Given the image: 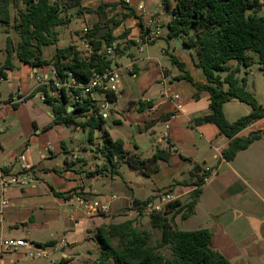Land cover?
Returning <instances> with one entry per match:
<instances>
[{
	"label": "crops",
	"instance_id": "0c3cea01",
	"mask_svg": "<svg viewBox=\"0 0 264 264\" xmlns=\"http://www.w3.org/2000/svg\"><path fill=\"white\" fill-rule=\"evenodd\" d=\"M100 1L82 0V4L97 9ZM140 1L130 0L127 4L124 0L126 9L123 7L122 12L130 9L134 16L124 24L131 30L129 38L121 41L130 40L134 44L127 43L111 59L112 67H117L121 76L120 93L96 95L97 103L111 96L110 116L103 119V128L97 130L98 141L94 136L92 140L88 138L87 144L85 136L77 137L83 129L55 124L53 107L42 99L44 92H39L40 84L43 86L44 80L50 79L52 66L33 68L15 60V68L5 70L7 78H0V178L18 175L24 166L32 167L28 185L5 193L9 205L0 219V262L27 263L23 250L1 254L3 240L25 239L37 246L54 242L46 249L61 254L52 264H103L97 229L129 220L138 228L135 218L140 216L144 217L143 225L150 226L147 230L154 236L155 232L161 235L152 228L150 217L139 214L133 202L158 201L161 193L170 192L180 203L170 215L178 229L209 230L211 248L232 264H264V137L240 151L233 160L223 158L230 139L221 135L213 124L195 123L212 114L210 94L202 91L195 97L194 84L176 80L183 72L173 63L172 56L185 65L195 83L209 84L195 63L194 51H183L175 45V39L167 38L172 16L165 11L163 0L145 1L147 19L152 20L151 29L160 28L161 37L146 46L138 44L136 39L142 32L143 20L137 14ZM88 15L83 14L79 19L84 20ZM11 25H0V66L7 57L8 38L13 49L20 41ZM57 44L44 48L46 60H52L57 49H62ZM228 65L240 67L237 77L246 79L247 89L264 106V91L255 83L258 80L255 70L260 71V66L252 63L246 67L236 60ZM46 90L49 92L50 87ZM251 111L238 100L224 105L229 122ZM92 115L91 110L79 121H86ZM111 119L113 125L108 124ZM256 131L264 132V118L239 135L246 137ZM105 132L113 140L123 141L126 153L147 159L157 151H165L168 160H161L159 170L151 177L139 174L125 163L120 164L121 175H117L107 168L110 162L100 150ZM198 165L209 173L194 213L182 218V213H175L191 202V194L196 189V185L183 182L196 180L191 171ZM1 192L0 187V197ZM96 201L108 205L109 210L90 213L88 206ZM42 235L48 236L40 238ZM92 246L98 250L93 259Z\"/></svg>",
	"mask_w": 264,
	"mask_h": 264
},
{
	"label": "trees",
	"instance_id": "16d2710c",
	"mask_svg": "<svg viewBox=\"0 0 264 264\" xmlns=\"http://www.w3.org/2000/svg\"><path fill=\"white\" fill-rule=\"evenodd\" d=\"M121 6L126 9L124 0L102 3L97 9L83 7L82 0H0V25L13 24L20 38L16 49H13L12 40L8 38L7 57L5 63L0 66V78H7L5 70L14 69V62L17 60L33 68L52 66L61 82L66 81V73L71 72L79 85L88 84L94 72H102L112 66V60L98 52L105 46L116 43L115 31L124 21L134 16V11L127 9L128 12L122 19L112 18L103 22L110 9ZM163 6L172 16L168 24L167 38L173 40L178 36L186 47L193 48L195 63L207 76L209 84L203 86L195 83L185 65L172 56L173 63L183 72L176 80L194 84L197 88L195 97L202 91L210 94L212 114L197 119L195 123L213 124L221 135L230 139V144L222 156L231 161L240 151L246 150L264 137L263 131L251 132L246 137L239 135L254 122L264 118V106L259 104L255 95L247 89L246 79L240 80L237 77L240 67L231 68L228 65L232 60L246 67L256 63L264 75V0H163ZM12 8L16 10L15 17L12 15ZM71 9H76L78 15L98 16V22L86 35L94 46L95 53L85 58L78 46L71 44L66 48L57 49L52 60H46L43 56L44 48L59 42L57 28L70 25L72 15L67 12ZM104 28L107 31H104ZM130 43L134 44V41ZM116 51L120 53L119 45ZM223 73L226 75L223 76ZM39 92H44L45 102L52 105L55 124L89 129L90 140L95 130L103 128V119L98 116V109L89 98L84 99L82 104L77 103L75 109L69 111L72 106L71 97L64 89L61 91V100L51 99L46 86H41ZM231 100H238L249 106L251 113L235 122H229L224 113V105ZM91 110L92 116L86 121H79ZM103 138L104 144L100 150L110 162L107 168L117 175H121L120 164L125 163L139 174L151 177L159 170V162L168 160L165 151H157L153 157L142 159L136 154L126 153L123 141L113 140L107 132ZM191 173L196 176V180L183 184L196 185V189L191 194V202L175 213H182V218H188L194 213L209 172L198 165ZM149 202L152 201L135 200L133 207L142 214L144 206ZM179 206L180 203L174 201L168 204L162 213L150 216L152 228L161 233L158 239H154L152 231L136 228L133 220L99 227L96 239L101 249V262L232 264L224 255L211 248L212 233L209 230L183 231L174 225V217L170 215ZM54 244L50 242L38 247L46 249Z\"/></svg>",
	"mask_w": 264,
	"mask_h": 264
},
{
	"label": "built area",
	"instance_id": "2783aa9c",
	"mask_svg": "<svg viewBox=\"0 0 264 264\" xmlns=\"http://www.w3.org/2000/svg\"><path fill=\"white\" fill-rule=\"evenodd\" d=\"M145 1L141 0L139 6L137 7V14L142 17V32L136 39V42L142 46H146L161 37L160 28H156L155 30L151 29L152 20L147 19L149 13L145 8ZM126 3L129 4L130 0H126ZM89 30L87 28L84 29L85 36L81 39L82 47L79 49L82 52L83 57L88 58L91 57L95 53L94 46L91 44L90 40L86 37ZM117 45L116 43L105 46L98 54L109 55L115 52ZM57 72L54 70L50 79L44 80V85L50 87V91L48 92V96L54 100H61L62 98V89H64L69 96L71 97L72 106H70L69 111L75 109V105L77 103L82 104L84 99L89 98L91 102L97 107L98 115L102 117V119L106 120L109 118L108 105L109 98L105 99L104 102L97 103L96 95L98 93H103L106 95H118L120 93L121 88V76L119 73V69L117 67L106 68L102 72H94L91 80L86 85H79L74 79L71 72L66 73L68 79L64 82H61L57 77ZM42 86V84H40ZM79 92V94H76ZM46 94L42 93V99L45 101ZM20 102L24 100L18 99ZM32 167L24 166L21 173L13 176H2L0 178V187L2 190V195L0 197V219L3 216V211L5 207L9 205V200L5 197V193L14 187L26 186L31 182ZM116 198V197H113ZM175 201V198L172 193L165 192L159 195L158 201L149 202L144 206L143 214L146 216H151L155 213H162L166 207V205ZM90 213H101L107 212L109 210L108 205H103L102 203L96 201L88 206ZM23 250L25 252V256L31 260H34L39 257L47 256V252L39 248L38 246L26 241L25 239H5L1 243V254L2 253H17ZM0 264H4L0 262Z\"/></svg>",
	"mask_w": 264,
	"mask_h": 264
},
{
	"label": "rangeland",
	"instance_id": "374dc122",
	"mask_svg": "<svg viewBox=\"0 0 264 264\" xmlns=\"http://www.w3.org/2000/svg\"><path fill=\"white\" fill-rule=\"evenodd\" d=\"M86 1H89V2L90 1H94V3H95L98 0H86ZM117 1H119V0H101L100 4L107 3V2H117ZM100 4H96V6L99 7ZM90 6L92 7L93 4H91ZM122 9H123L122 6L116 8V9H110L107 12L106 18L103 19V22L106 21V20L112 19V18L116 19V20L117 19H122L123 15L125 14L124 12H122L123 11ZM67 13L68 14L70 13L72 15V19H74V20L72 21L71 25H69L67 27H58V32L60 34V39H59V42L57 44V47L64 48V47H67V46H69L71 44H75V45L78 44L79 47L81 48L82 47L81 39L85 36L84 29L87 28L88 30H91L93 28V26L99 20L98 16L95 15V14H89L87 16V18L82 20V19H79V18H81V16L83 14L82 15H78L76 9H71ZM12 15H13V17H15V15H16V10H14L13 8H12ZM127 21H128V19L126 21H124L123 24H122L123 26L121 25L114 33V35L117 37L116 45H119L120 52L122 51L123 46L126 47L127 43L130 44L131 46L133 45L132 43H130V40L128 42H122L121 41L123 38H129V35L131 33L130 28H126V26L124 25ZM10 27L13 30L12 32L15 33L13 25H11ZM104 31H107V29L104 28ZM53 48H55V47H53ZM53 50H55V49H53ZM50 51L51 50H49V52ZM116 54H118V52L115 49V52L113 54L109 55V59L116 58V56H117ZM255 71H256V74H257V78H258V80H256L255 83L257 84V87H259L260 89H263V91H264V75H263L262 72L258 71V69H256ZM112 120L113 119H111V121L108 122V124H112L113 125ZM89 135H90V131H89V129H87L85 133H83V130L78 132L77 137L79 139H81V136H85L86 139L84 141L88 144ZM94 136H95V140L98 141L99 132L97 130H95V132L93 134V137ZM89 140H90V138H89ZM100 142L102 143L101 139H100ZM135 219H136V225L138 226V228L146 229V230L149 229L150 226L143 225L144 217L138 216ZM45 236H48V235H42V236H40V238H44ZM159 237H160V234L155 232L154 239H158ZM91 248L93 249L92 252H94L93 253L94 255L92 257V259H93V258H95L97 256L96 254H97L98 250L94 249L93 246ZM46 251L48 253L47 256L39 257V258H36L34 260L26 258L25 260L27 261V263H25V264H52V261L55 258L59 257L60 254H61L60 251H56L55 254H53V251H50L49 249L48 250L46 249ZM16 256H18V255H16ZM16 256L14 255L13 257H16ZM23 257H25V256H23ZM8 259H10V258H8ZM16 264H18V263H16Z\"/></svg>",
	"mask_w": 264,
	"mask_h": 264
},
{
	"label": "water",
	"instance_id": "95a60500",
	"mask_svg": "<svg viewBox=\"0 0 264 264\" xmlns=\"http://www.w3.org/2000/svg\"><path fill=\"white\" fill-rule=\"evenodd\" d=\"M175 45L177 46V47H179L180 49H182L183 51H191V52H193L194 50H193V48H188V47H186L181 41H180V39H179V37L178 36H176L175 38Z\"/></svg>",
	"mask_w": 264,
	"mask_h": 264
}]
</instances>
